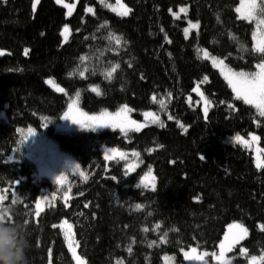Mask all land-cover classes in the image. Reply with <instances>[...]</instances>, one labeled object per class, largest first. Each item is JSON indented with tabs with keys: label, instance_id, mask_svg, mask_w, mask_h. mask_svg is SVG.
I'll return each instance as SVG.
<instances>
[{
	"label": "trees",
	"instance_id": "1",
	"mask_svg": "<svg viewBox=\"0 0 264 264\" xmlns=\"http://www.w3.org/2000/svg\"><path fill=\"white\" fill-rule=\"evenodd\" d=\"M122 1L131 9L125 17L98 0H79L66 17L54 0H40L35 11L33 0H0V194L14 209V218L28 223V264H75L62 230L53 227L63 221L72 225L86 264H163L164 254L175 255L176 264H182V250H216L226 227L237 222L248 229L239 244L248 252L240 255L237 245L232 264H245L249 256L264 253V168H256L251 152L230 137L255 132L264 150V117L235 99L218 71L200 57V49L235 71L253 72L264 60L252 41L257 22L237 17L240 0ZM180 5H187L188 12L174 19L169 9ZM88 7L93 14L85 11ZM186 19L199 23L188 38L183 35ZM65 25L67 40L61 34ZM110 35L121 38L119 46ZM205 76L207 82L200 83ZM47 79L63 93L52 90ZM197 83L212 102L206 119L197 104L187 101L188 96L195 100ZM76 93L89 113L126 105L135 117L157 114L165 126L127 134L55 131ZM29 128L54 135L59 150L87 176L74 178L67 203L54 184L37 177L27 159ZM103 146L136 151L141 165L125 175L123 162L104 160ZM148 167L156 178L153 191L137 187ZM49 194L57 195L55 203L37 217V199ZM137 204L142 207L135 209Z\"/></svg>",
	"mask_w": 264,
	"mask_h": 264
},
{
	"label": "snow or ice",
	"instance_id": "2",
	"mask_svg": "<svg viewBox=\"0 0 264 264\" xmlns=\"http://www.w3.org/2000/svg\"><path fill=\"white\" fill-rule=\"evenodd\" d=\"M58 4H62L68 11L67 15L71 16L73 9L75 8L74 4L64 3V0H56ZM101 4H104L105 0H100ZM39 0H34L33 2V11H35ZM106 7L111 8L112 11L117 12L118 15L127 16L131 9L127 7L125 4L121 2V0H116V6L114 7L111 4L105 5ZM119 9V10H118ZM88 13H93L94 10L91 7L85 9ZM172 12V9H169ZM180 13L187 12V9L181 7L179 10ZM236 12L239 14V19L257 22V31L253 32V40L256 41L254 44V51L264 54V0H260V3L257 0H240L239 7L236 8ZM175 19H179V13H172ZM199 27V23H192L189 21V27L184 29L185 37L187 38L189 34V29H197ZM65 40L68 39L69 34V27L67 25L64 26L63 31L61 33ZM259 35V39L257 38ZM110 40H114L116 45L119 46L121 43V38L118 36L110 35ZM167 39V37H166ZM28 50L25 49V55H27ZM3 52H0V55H3ZM203 58L208 59L209 53L207 51H203ZM86 57H81V61L83 62L86 60ZM212 63L214 66L220 67L221 74L224 76V79L227 81L229 87L231 88L232 92L235 94L236 100H242L244 104L253 106L258 113V116L264 117V60L260 63L256 64V71L255 72H244L239 71L235 72L231 68H229L224 60H217L215 57H212ZM118 65L113 66L110 70L107 71L106 77L111 78L113 73L116 71ZM87 69L85 68L83 71L79 72L81 77L85 76ZM207 76L204 77L203 81L200 83L207 82ZM46 83L53 84L52 80L46 81ZM57 91L63 92L64 89L56 87ZM92 91L95 92L97 95H100V91L98 88H92ZM193 91L196 92L198 95L204 99L205 107L203 109L205 118H207L209 107L211 106L212 102L204 97V94L200 91L199 84L197 87L193 88ZM79 93H77V96ZM171 97V93L168 94ZM155 101V97H153ZM191 100V98H189ZM161 106H164V100L161 99L160 101ZM220 103H224V101H220ZM78 105L77 100H72L68 104V110L64 112L61 119L70 121L76 125H79L81 128H90L92 131H96L98 127H106V128H120L121 132L127 134L128 131H135L140 132L141 128L146 127L147 125H143L138 123L136 120H133L129 117V113L132 111L131 108L124 105L116 113H109L107 111H102L99 115L89 116L87 113L82 112ZM229 108H233L232 104L228 105ZM146 117H152V123H158L161 128L165 125L163 122L160 121L159 117L154 115L153 113L146 112L144 113ZM43 120H47V117H42ZM169 120L173 119V116L169 115ZM49 123H51L49 121ZM179 124V122H178ZM180 127H184L182 124H179ZM19 131V130H18ZM184 131H187L184 128ZM35 135V131L32 128L27 130V135L25 136V141ZM250 140H245L240 134H237L233 140L235 143L240 144L244 147H251L253 144H257L259 142V137L249 133ZM23 143V141H22ZM162 147V146H161ZM264 150L257 149L256 155V166L258 169L264 168V158L261 156V152ZM108 153L119 155L121 159H124V153L118 152L116 148H109L106 150L105 160L111 161L114 158V155H109ZM134 156H139V153L133 152ZM202 159L204 157H201ZM74 171L79 172L83 179L87 180V176L80 171V165L73 166ZM135 169L133 167H128L125 171V175H130ZM112 179H116V177H112ZM65 180L64 175H57L55 177V181L60 184L63 183ZM146 181H150L153 190L155 189V177L152 175V169L149 167L147 174L141 178L140 183L137 184V187H148L149 183ZM18 183V182H16ZM67 195V194H66ZM13 199L12 203L15 204L18 201V197L16 196L15 191L12 193ZM6 199L5 195L0 194V205L4 204V200ZM55 199V197H53ZM48 200V196L45 195L42 199H38L35 203L36 208V216L38 217L40 213L44 210L42 205L45 201ZM85 207H88L86 204ZM136 209H140L142 206L137 204ZM0 219H3L0 217ZM27 222V221H26ZM66 226V227H65ZM53 227H60L61 230L64 232L65 240L68 243L69 251L72 252L73 259L76 261V264H85L84 260L77 255L76 247L78 246L77 242L75 241L74 236L72 235L71 228L72 225L68 224L67 221H63L61 225H53ZM159 228V224L155 226ZM260 230L264 231V224L260 225ZM147 231V229H145ZM167 233H165V236ZM248 236V229L240 223H233L228 226V231L225 233L224 239L219 244V253H212L211 255L213 258L218 262V264H231V261L226 258V254L231 252L233 248L240 243V241L244 240ZM161 242H164V238H161ZM155 243V242H153ZM151 246V245H149ZM131 251V249H129ZM51 254V250H49ZM248 250L246 248L240 249V254L247 256ZM209 255L207 252L198 253L196 247L190 248L189 251L184 252V259L188 261H201L203 264H207L205 261V257ZM168 258L165 257V260ZM51 264V261H50ZM249 264H264V253L259 256H251L249 257Z\"/></svg>",
	"mask_w": 264,
	"mask_h": 264
},
{
	"label": "rangeland",
	"instance_id": "3",
	"mask_svg": "<svg viewBox=\"0 0 264 264\" xmlns=\"http://www.w3.org/2000/svg\"><path fill=\"white\" fill-rule=\"evenodd\" d=\"M78 1L79 0H64V3H68V4H74L75 5V8H76V6H77V3H78ZM99 2H100V0H98ZM54 2L58 5V6H60V7H62L63 9H64V11H65V16L66 17H70V16H68L67 15V9L62 5V4H58L57 2H56V0H54ZM121 2L123 3V1L121 0ZM257 2H259V0H257ZM101 3V2H100ZM107 4H111V5H113L114 7L116 6V0H105V2H104V4H102L106 9H108L109 11H111L112 13H114V14H116V15H118L117 14V12H114V11H112L111 10V8H109V7H106L105 5H107ZM124 4V3H123ZM239 5H240V1H239V3H238V5L236 6V8L237 7H239ZM181 7H184V8H186L187 9V12H188V6L187 5H180V6H178L177 7V9L176 10H172V12H170V14L172 15V17L174 18V16H173V12H175V13H179V16L181 17V16H183V15H186L187 14V12H186V14L185 13H180L179 12V10H180V8ZM75 8L73 9V12H74V10H75ZM91 8H93V7H91ZM94 10V9H93ZM119 10V9H118ZM235 11H236V9H235ZM72 12V13H73ZM88 13V12H87ZM88 14H93V13H88ZM236 15H237V17H239V14L236 12ZM118 16H121V15H118ZM121 17H125V16H121ZM175 19V18H174ZM241 20H243V19H241ZM189 21H191V20H188V19H186V25L184 26V28H183V35H184V37H185V34H184V29L185 28H187V27H189ZM244 21H247V22H250V21H248V20H244ZM192 23H196L195 21H191ZM64 28V27H63ZM199 28V27H198ZM198 28L197 29H189V34H188V36H187V38L188 37H190L191 36V34L192 33H195V32H197L198 31ZM63 31V30H62ZM255 31H257V23H254V27H253V30H252V41H253V46H254V44L256 43V41L255 40H253V32H255ZM186 38V37H185ZM258 39H259V35H258V37H257ZM203 51H207L208 52V50L207 49H200V57L202 58V59H204L203 58ZM1 52V51H0ZM209 53V52H208ZM1 56V55H0ZM212 57H215V56H213V55H211L210 53H209V58L208 59H204V60H207L209 63H210V65L214 68V69H216L217 71H218V73L220 74V76L223 78V80L225 81V83L227 84V86H228V88L231 90V88L229 87V85H228V83H227V81L224 79V76L221 74V70H220V67H218V66H214L213 65V63H212ZM217 60H221L220 58H218V57H215ZM233 70V69H232ZM257 70V69H256ZM255 70V71H256ZM233 71H235V70H233ZM255 71H253V72H255ZM235 72H239V71H235ZM49 80H51V79H47L46 81H49ZM53 81V80H52ZM52 90H54L55 92H57V93H63V92H60V91H57L56 90V87H59V88H61L59 85H57L54 81H53V84H49V83H46ZM197 85H198V83L194 86V88L195 87H197ZM200 88V87H199ZM92 90V89H91ZM200 91L202 92V90L200 89ZM231 92H232V90H231ZM203 93V92H202ZM192 94L196 97L195 98V100H194V98H192L191 96H188V99H187V101H188V103H191V101H193L195 104H197L198 106H199V108H200V111H201V113H202V116H203V118L204 119H206L205 118V115H204V111H203V109H204V107H205V103H204V99H202L201 98V96L200 95H198L196 92H194V91H192ZM232 94L234 95V97H235V94L232 92ZM204 97H206L205 95H204ZM189 98H191V100H189ZM207 98V97H206ZM72 100H77L78 101V107H79V109L82 111V112H84V113H87L89 116H95V115H99L100 113H89V112H87V111H85V110H83L81 107H80V103H79V95L77 96V93L75 94V95H73L72 97H70L69 98V101H68V104L70 103V102H72ZM242 101V100H241ZM243 102V101H242ZM68 104H67V107H66V109H65V111L64 112H66L67 110H68ZM249 106H251V105H249ZM253 107V106H252ZM254 108V107H253ZM255 109V108H254ZM119 110V109H118ZM118 110H115V111H113V112H110V111H107V112H109V113H116ZM256 110V109H255ZM64 112H63V114H64ZM256 112H257V110H256ZM144 113H146V112H142L141 114H140V117H135L133 114H132V112H130L128 115H129V117L131 118V119H133V120H136L138 123H140V124H143V125H147L146 127H148V126H159V124L158 123H152L151 122V120H152V117H146L145 115H144ZM150 113H153V112H150ZM63 114L61 115V117L63 116ZM154 115H156V116H158L157 114H155V113H153ZM61 117L59 118V120H58V122H57V124L55 125V131H57V132H61V133H71V132H76V131H82V130H91L90 128H81L79 125H76V124H74V123H71L70 121H67V120H63V119H61ZM159 117V116H158ZM160 119V118H159ZM172 120V119H171ZM160 121L161 122H163L161 119H160ZM145 127H143V128H141V130L142 129H144ZM34 131H35V135H33V136H31V137H29L28 139H27V152H26V157H27V159L30 161V162H32L34 165H35V168H36V173H37V177H43V178H47L52 184H54L55 186H56V188L59 190V191H61L60 192V198H61V201H63L64 203H67V201H68V199L70 198V192H69V188H70V185H71V183L73 182V180H74V178H80V179H83V177L80 175V173L79 172H76V171H74V168H73V166L74 165H77L78 163L76 162V160L74 159V158H72L71 156H69V155H67V154H65V153H63V152H61L60 150H59V148H58V146L56 145V143H55V141H54V138H53V136L54 135H49V136H47V135H44V134H42L41 132H39V131H37V130H35L34 128H32ZM100 130H118V131H121L120 130V128H115V129H113V128H106V127H98L97 129H96V131H100ZM132 132H135V131H132ZM137 133V132H136ZM251 134H254V135H256V136H258L257 135V133H255V132H253V133H251ZM235 136H233V137H230V141L232 142V143H234V144H237V143H235L234 142V140H233V138H234ZM245 140H250V136H249V134L247 135V136H242ZM237 145H239V146H241V147H243V148H246V147H244V146H242V145H240V144H237ZM109 148H116V147H110V146H103V147H101V149H100V151H101V154H102V156H103V158H104V160H105V154H106V150L107 149H109ZM117 150H118V152H122V153H124L125 155H124V159H121L120 158V156L119 155H116V154H112V153H108L109 155H114V158L112 159V160H118V161H121V162H123V165H124V169H125V171L127 170V168L128 167H133L135 170L133 171V172H135L138 168H139V166L141 165V161H140V159H139V156H134L133 155V152H136V151H133V150H130V151H127V150H122V149H119V148H116ZM257 149H260V150H262L261 149V147H260V145H259V142L257 143V144H253L251 147H247V150H249L250 152H251V154H252V158H253V163H254V166L257 168V166H256V163H257V161H256V155H257ZM262 153L263 152H261V156H262ZM263 158V157H262ZM106 161V160H105ZM106 162H109V161H106ZM148 169H149V167L140 175V177L138 178V182H137V184H139L140 183V180H141V178L142 177H144L146 174H147V172H148ZM152 169V168H151ZM80 171H81V169H80ZM82 172V171H81ZM133 172H131V173H133ZM57 175H64V177H65V180H64V182L63 183H60V184H58L56 181H55V177L57 176ZM152 175L155 177V175H154V172H153V169H152ZM146 183H149V186L148 187H143V186H141L140 188H144V189H147V190H150V191H153V188H152V186H151V183H150V181H146ZM155 187H156V178H155ZM67 194V195H66ZM48 196V200L47 201H45L44 202V204L42 205V207L43 208H45L48 204H50L51 202V204H54L55 203V200H56V198H57V195L56 194H49V195H47ZM44 196H40L38 199H42ZM53 197H55V199H53ZM37 199V200H38ZM4 205L5 206H8V205H6L5 203H4ZM136 206V205H135ZM134 206V208L136 209V207ZM36 208H35V214H36ZM233 223H237V222H232V223H230V224H233ZM61 224H62V222H61ZM61 224H59V225H61ZM69 224V223H68ZM229 224V225H230ZM228 225V226H229ZM228 226L226 227V229H225V231H224V233H223V235H222V237H221V239H220V241L218 242V245H217V249L216 250H214V251H211V252H207V253H209V255H207L204 259H205V261L207 262V264H218V262L213 258V256L211 255L212 253H219V244H220V242L224 239V236H225V233L228 231ZM66 227V226H65ZM61 229V228H60ZM63 232V231H62ZM71 232H72V235H73V229L71 228ZM63 236H64V232H63ZM74 236V235H73ZM64 238H65V236H64ZM246 239V238H245ZM244 239V240H245ZM244 240H242V241H240V243L241 242H243ZM65 242H66V245H67V248H68V250H69V247H68V243H67V241L65 240ZM239 243V244H240ZM239 244H237V245H239ZM236 245V246H237ZM235 246V247H236ZM234 247V248H235ZM190 248H192V247H190ZM190 248H188V249H186V250H182L181 251V255H182V259H183V263L182 264H203V262H201V261H188V260H185L184 259V252H186V251H189L190 250ZM197 248V247H196ZM234 248H233V250H234ZM241 248H245V247H243V246H241V245H239L238 246V249H239V253H240V249ZM233 250L231 251V252H229V253H227L226 254V258L227 259H229L230 261H231V264H232V259H233V256L231 255L232 254V252H233ZM70 253H71V255H72V252L71 251H69ZM197 252L198 253H202V252H205V251H200L198 248H197ZM76 253H77V255L78 256H80L79 255V253H78V251H77V247H76ZM262 254V253H261ZM260 254V255H261ZM241 255V254H240ZM259 256V255H258ZM81 257V256H80ZM165 257H167L168 259L167 260H165ZM249 257H251V256H249ZM249 257L247 258V260H246V263L245 264H249ZM72 258H73V256H72ZM82 258V257H81ZM83 259V258H82ZM84 260V259H83ZM73 261H74V263L76 264V261L73 259ZM85 262V261H84ZM162 262H163V264H176L177 263V258H176V256L175 255H173V254H164L163 256H162ZM86 264V263H85Z\"/></svg>",
	"mask_w": 264,
	"mask_h": 264
},
{
	"label": "clouds",
	"instance_id": "4",
	"mask_svg": "<svg viewBox=\"0 0 264 264\" xmlns=\"http://www.w3.org/2000/svg\"><path fill=\"white\" fill-rule=\"evenodd\" d=\"M0 264H28V223L14 218V209L0 205Z\"/></svg>",
	"mask_w": 264,
	"mask_h": 264
},
{
	"label": "water",
	"instance_id": "5",
	"mask_svg": "<svg viewBox=\"0 0 264 264\" xmlns=\"http://www.w3.org/2000/svg\"><path fill=\"white\" fill-rule=\"evenodd\" d=\"M33 2H34V0H33ZM39 2H40V0H39ZM39 4V3H38ZM38 4H37V6H38ZM32 5H33V3H32ZM37 6H36V8H37ZM32 9H33V7H32ZM36 10V9H35Z\"/></svg>",
	"mask_w": 264,
	"mask_h": 264
}]
</instances>
